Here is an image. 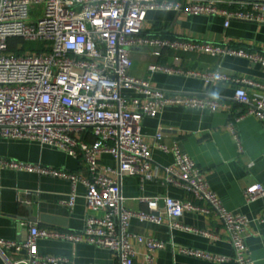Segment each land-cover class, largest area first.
<instances>
[{
  "label": "built area",
  "instance_id": "obj_1",
  "mask_svg": "<svg viewBox=\"0 0 264 264\" xmlns=\"http://www.w3.org/2000/svg\"><path fill=\"white\" fill-rule=\"evenodd\" d=\"M234 2L238 5L231 6ZM157 8L188 14H220L225 26L233 19L264 23V0H0V138L34 139L58 147L83 158L87 173L4 156H0V167L69 179L70 206L74 205L77 184L81 182L87 187L89 209L104 212L88 215L78 230L29 223L25 239H0L4 264L69 261L63 255L42 253L38 248L40 238L106 247L115 252L118 264H156L154 250L162 248L165 241L133 234L131 220H166L171 229L217 237L207 229L183 222L185 210L218 216L229 236L232 255L189 246H173L174 250L209 260L233 258L235 264H257L246 242L253 218L227 208L210 186L204 170L179 142L163 141L161 127L154 136V145L174 156L171 163L163 166L164 178L190 197L143 196L146 209L125 204L121 189L124 174H136L143 180L156 175L152 146L141 132L144 116H157L170 105L226 109L231 113L227 126L237 139V123L243 117L254 115L264 122L263 81L219 68L187 69L181 63L182 53L205 52L213 56L238 55L264 66V51L230 42L146 33L143 17L148 10ZM13 39L42 44L38 49L17 53L12 49ZM146 46L152 47L158 56L167 50L175 51L173 63L151 62L146 76L133 74L130 51ZM159 70L198 76L208 83L233 82L237 84L234 100L242 108L217 96L157 88L151 84L150 74ZM250 88L262 93L253 94ZM102 152L111 153L117 165H101ZM106 171L117 175L110 176ZM243 194L246 201L264 197V184L253 182L244 188ZM254 219L264 220V208ZM133 236L146 246L140 262L136 261ZM10 251L18 256L11 257Z\"/></svg>",
  "mask_w": 264,
  "mask_h": 264
},
{
  "label": "crops",
  "instance_id": "obj_2",
  "mask_svg": "<svg viewBox=\"0 0 264 264\" xmlns=\"http://www.w3.org/2000/svg\"><path fill=\"white\" fill-rule=\"evenodd\" d=\"M238 2L231 6H237ZM143 31L150 34L190 37L212 42H230L233 45L264 51V23L233 19L228 26L220 14H188L172 9L148 10L142 20ZM131 72L138 76L148 74L151 62L173 63V50L158 56L146 47L132 48ZM182 66L187 69H221L234 75H247L264 82V66L238 55L213 56L205 52L182 53ZM151 84L173 92L199 93L229 100L236 108H242L234 100L237 84L233 82H206L198 76L177 72L154 71L150 74ZM129 93L130 90H125ZM253 94L262 93L250 88ZM231 113L226 109L170 105L157 116H144L141 132L152 146L154 178L143 180L139 175L126 173L121 178V189L125 204L133 209H146L143 196L171 195L180 199L189 198L181 187L164 178L163 166L171 163L173 153L154 145L155 134L161 127L163 141L171 144L178 141L204 170L210 186L218 193L224 204L236 213L253 218L249 223L246 242L250 255L257 264H264V220L254 219L264 208V197L246 201L244 188L253 182L264 184V122L254 115L243 117L237 123L238 139L231 133L227 123ZM241 146V148H240ZM0 156L28 162H37L65 168L81 174L87 173V164L81 157L42 144L34 139L0 138ZM101 165L116 166V158L109 152L99 154ZM116 177L115 172L106 171ZM72 190L69 179L33 171L0 167V239L23 240L28 226L36 222L46 227L70 230L81 229L90 214L102 215L101 210H91L87 205L85 184H77V195L73 206L67 201ZM27 202L32 208L33 221L23 223L20 216H27ZM181 220L217 234L204 236L191 231L171 229L165 220L156 223L134 217L130 231L133 234L152 236L165 241L162 248L154 250L156 264H235L233 258L223 261L209 260L184 254L173 246L202 248L211 252L232 255V245L221 219L215 214L185 210ZM136 250V261L145 257L146 246L136 237L131 238ZM38 248L42 253L63 255L68 262L58 264H118L114 251L88 242H71L61 239L40 238ZM11 257L18 253L10 251ZM5 259L0 254V264Z\"/></svg>",
  "mask_w": 264,
  "mask_h": 264
},
{
  "label": "rangeland",
  "instance_id": "obj_3",
  "mask_svg": "<svg viewBox=\"0 0 264 264\" xmlns=\"http://www.w3.org/2000/svg\"><path fill=\"white\" fill-rule=\"evenodd\" d=\"M15 44L17 47H15ZM41 42L32 41V40H23V39H13L11 40L12 49H14L17 53L38 49L41 46Z\"/></svg>",
  "mask_w": 264,
  "mask_h": 264
},
{
  "label": "water",
  "instance_id": "obj_4",
  "mask_svg": "<svg viewBox=\"0 0 264 264\" xmlns=\"http://www.w3.org/2000/svg\"><path fill=\"white\" fill-rule=\"evenodd\" d=\"M150 48L153 50L152 47H150ZM24 206H26L28 209V215L27 216H20V219L23 220V223L27 224L28 221H33L34 218L32 216V208L30 207V205L27 202H24Z\"/></svg>",
  "mask_w": 264,
  "mask_h": 264
}]
</instances>
